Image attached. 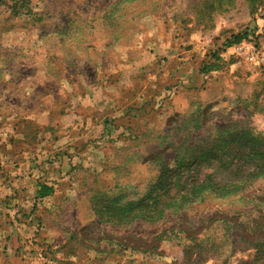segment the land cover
I'll use <instances>...</instances> for the list:
<instances>
[{
  "label": "rangeland",
  "instance_id": "374dc122",
  "mask_svg": "<svg viewBox=\"0 0 264 264\" xmlns=\"http://www.w3.org/2000/svg\"><path fill=\"white\" fill-rule=\"evenodd\" d=\"M0 264H264V0H0Z\"/></svg>",
  "mask_w": 264,
  "mask_h": 264
},
{
  "label": "crops",
  "instance_id": "0c3cea01",
  "mask_svg": "<svg viewBox=\"0 0 264 264\" xmlns=\"http://www.w3.org/2000/svg\"><path fill=\"white\" fill-rule=\"evenodd\" d=\"M79 133H80L79 130L78 131L75 130V131H71V132L69 131V132H66V133H61V137L60 138L58 137L57 139L53 140L52 143L47 147V149H46L47 152L49 154H51V155H55L56 153H59L60 150L68 149V146L70 144L76 145L77 143L73 142L72 139L75 138L76 136L79 137ZM18 134L20 135L21 133L19 132ZM18 143L19 142H16V144L13 147L12 146H9V147L7 146L8 148L7 147L6 148L9 149L8 152L14 153V154H16V153L18 154L16 156H14V158H15L14 159V163H15V161L19 160L18 163H20L19 165L21 167L20 166L16 167L18 164L15 165V166H11V164H12L11 162H13V161L8 162L10 164H6V165H5L6 162L3 161L4 165L8 169H11L12 167H15L14 174L15 175H21V179H25L26 181H33V176L30 175V173L32 171H30V173H29V172H25V171H22V170H25V169H28V168L31 169L32 167L36 168L37 161H35V162L31 161V159L34 156L35 151L33 149H29L28 147H22V146L16 147L17 145H19ZM6 148L4 147V150ZM1 152H3V151H1ZM3 160H5V159H3ZM53 164L55 165V164H58V163L54 162ZM50 166H53V165H50ZM54 167H56V166H54ZM50 168H51V172L48 175H51L50 176L51 178L56 177V174H58L56 169H54L53 167H50Z\"/></svg>",
  "mask_w": 264,
  "mask_h": 264
},
{
  "label": "trees",
  "instance_id": "16d2710c",
  "mask_svg": "<svg viewBox=\"0 0 264 264\" xmlns=\"http://www.w3.org/2000/svg\"><path fill=\"white\" fill-rule=\"evenodd\" d=\"M242 39H244V36L238 35V36H235L234 37L235 43H240ZM51 192H52L51 189L46 184H42L40 186V189H39V192L38 193H39V195L41 197H45V196L50 195Z\"/></svg>",
  "mask_w": 264,
  "mask_h": 264
}]
</instances>
